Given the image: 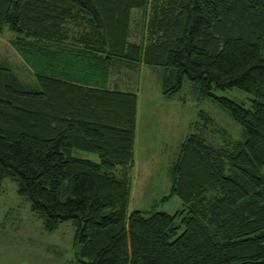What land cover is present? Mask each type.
<instances>
[{"label":"trees","instance_id":"trees-1","mask_svg":"<svg viewBox=\"0 0 264 264\" xmlns=\"http://www.w3.org/2000/svg\"><path fill=\"white\" fill-rule=\"evenodd\" d=\"M5 31L39 90L0 66V196L9 179L45 232L74 223L79 264H264V0H0ZM144 66L165 98L195 83L245 137H186L173 216L128 212L137 95L108 84ZM235 89L251 110L214 94Z\"/></svg>","mask_w":264,"mask_h":264},{"label":"rangeland","instance_id":"rangeland-1","mask_svg":"<svg viewBox=\"0 0 264 264\" xmlns=\"http://www.w3.org/2000/svg\"><path fill=\"white\" fill-rule=\"evenodd\" d=\"M12 40L13 35L8 31L0 34V66L9 68L26 90H39L34 72L15 50ZM163 73L162 68L144 66L136 73L117 77L119 91L137 95L138 134L135 165L130 174L129 213L158 212L173 216L183 209L181 200L171 196V167L189 135L197 134L215 148L245 140L241 126L229 112L213 98H200L195 83L185 80L177 95L171 99L163 97ZM214 94L252 109V96L241 90ZM148 139L154 140L153 144L145 143ZM73 156L98 160L96 155L81 151H74ZM16 186L9 179L2 184L0 264H79L75 259L79 256V247L74 245V223H63L54 232H45L41 220L29 210V204L16 194ZM181 219L176 220L178 230L174 239L184 231Z\"/></svg>","mask_w":264,"mask_h":264},{"label":"crops","instance_id":"crops-1","mask_svg":"<svg viewBox=\"0 0 264 264\" xmlns=\"http://www.w3.org/2000/svg\"><path fill=\"white\" fill-rule=\"evenodd\" d=\"M126 73H128V72H123V76H128V74H126ZM117 77L118 76L115 75V76L110 78V81H109V84H108L109 90H118L119 80L117 79ZM167 99H171V98H167ZM148 117H150V116H148ZM137 134H138V121H137V114H136L135 145H136V140H137ZM153 142H154V140H152V139L145 140V143H148L149 145L153 144ZM135 145H134V154H135ZM146 149L150 150L151 148L150 147H146ZM146 149L144 148L145 151H146Z\"/></svg>","mask_w":264,"mask_h":264}]
</instances>
